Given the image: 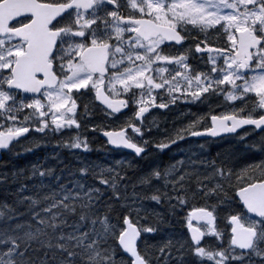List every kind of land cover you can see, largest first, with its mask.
<instances>
[{"label":"snow or ice","instance_id":"6c2138e0","mask_svg":"<svg viewBox=\"0 0 264 264\" xmlns=\"http://www.w3.org/2000/svg\"><path fill=\"white\" fill-rule=\"evenodd\" d=\"M191 43L196 54L207 53L205 70L189 63L192 48L184 46ZM89 94L108 117L135 108L119 126L91 131L152 162L145 168L121 159L97 172L91 162L77 159L73 169L53 155L0 173L12 198L0 201V264H264V135L245 146L261 158L243 167L222 153L205 155L204 145L167 163L147 155L191 138L223 139L245 126L252 131L241 142L264 134V0H0V150L35 133L25 149L33 152L49 146L50 134L75 129L52 147L91 152L79 132L80 108L90 111L79 101ZM213 95L240 107L190 113L189 123L166 129L161 139L149 135L150 109ZM198 197L206 203L187 213L190 238L168 236L140 249L142 233L160 231L142 223L145 202L176 214ZM233 204L221 229L214 213ZM206 235L220 243L202 246Z\"/></svg>","mask_w":264,"mask_h":264},{"label":"rangeland","instance_id":"374dc122","mask_svg":"<svg viewBox=\"0 0 264 264\" xmlns=\"http://www.w3.org/2000/svg\"><path fill=\"white\" fill-rule=\"evenodd\" d=\"M213 33V32H212ZM210 33V34H212ZM213 36H217L216 33H214L213 35H211L210 37ZM209 37V39H210ZM185 48L191 47L192 48V55L195 56L193 54L194 51V46L192 44H185L184 46ZM206 57H204L205 59ZM193 65V64H192ZM197 68V70H205V62L203 63V65H201L200 62L197 63L196 66H194ZM198 104H200V107L198 108V110L196 112H190L188 111L186 108H184V106L182 104H176L174 106H172L170 108V110L167 112V115L169 116V118L171 119V123L170 126L174 129V128H179L184 124H187L190 122V120L192 119V116L189 115L191 114H203V113H207L209 112L210 109H215L216 112H221V111H227V110H231L230 105L234 104L236 107H240L239 102H229L226 101L223 95H220L219 97H216L215 99H211L210 98V102L209 99H206L204 101L198 102ZM90 115V112H88ZM80 118L84 120V125L88 126L89 129H91L93 127V125L99 127L101 125V117H99L98 119H94L91 117H86V115L84 113H82L80 115ZM169 118L163 117V118H159L160 123L162 125V127H164L166 125V121H168ZM162 132L158 133L157 135L155 134V136H158V139L162 138V133L164 132V128H162ZM90 131V130H89ZM252 131L251 129H243L242 131H240L237 135L234 136H229V137H224L223 139H219L216 141H211L208 145L204 146L203 149V153L209 151L210 149H212V146H216V151L217 153H222L224 155H222V159L230 156L231 160H236L239 161V167H243L245 163H251L253 161H258L261 158V155L257 154L256 152H252V151H248L246 149V145L251 144L253 141H256L258 139H260V136H256L255 134L248 136L246 139H244L242 142L240 141V137L244 136L245 133ZM93 132V131H91ZM97 132V131H94ZM70 132L68 131H64L62 134H59L61 136H67L69 135ZM264 135V134H262ZM36 136L35 133H33L30 137L25 138L24 140H22L21 142H19L18 144H16L15 146H21V145H32L31 141L33 139V137ZM196 144L194 143H187L186 145L182 146L181 149H177L176 152L178 153L180 150H184V152L186 153L189 149H191L193 152H199L198 149H195ZM212 145V146H211ZM150 156H152V159L154 161H158V156L156 154H154V152H152L151 154H149ZM180 159L183 158L182 155H179ZM111 161H114V165H110L107 164L106 162L103 161H99L98 159L91 162L93 165H97L98 167L95 168V170L98 172L100 170L101 167H108V166H112V167H117L115 164V161L121 160V159H125L128 160L129 158L127 156H112ZM145 162V166L147 168L148 164L151 163L152 161H149L146 159ZM56 161V160H55ZM53 162V161H52ZM141 165L143 167H145L143 165V162L141 163ZM15 167H19L17 165L13 166ZM20 168H25L23 166H20L18 169ZM239 170V168L237 169ZM130 175H133V173H129ZM132 189L129 188V194L131 193ZM137 191H141L140 188H137ZM107 198V197H105ZM205 200L201 199V198H197L195 200H189V203L186 207L183 208V210H178V212L176 214H171V210L170 208L166 205V204H161V205H157L155 202H145V208L148 210V219L143 221L142 223L144 224L145 227L147 226H158L160 228V231L157 233H142V238L139 241V246H142V248H144L145 244L147 245H152V244H156L159 243L160 241H162L163 239H165L168 236H176V237H184L187 238L186 236V228H187V221H186V217H187V213L192 210V208L197 207L199 204L205 206ZM216 203L215 199H210L207 201V204L211 205ZM234 205H225L224 208L219 210L218 215L221 217L220 220V224L222 223L224 225L225 221H224V216L226 215V213L228 212V210L230 208H234ZM158 214V215H157ZM141 216H144L145 213L141 212L140 213ZM135 217V213H133V218ZM122 219V217H121ZM163 219V223H159V221ZM216 240L213 238V236L207 235L205 238V242L203 243L202 246H213L216 242ZM237 254H239V252L237 251Z\"/></svg>","mask_w":264,"mask_h":264},{"label":"flooded vegetation","instance_id":"af4514ba","mask_svg":"<svg viewBox=\"0 0 264 264\" xmlns=\"http://www.w3.org/2000/svg\"><path fill=\"white\" fill-rule=\"evenodd\" d=\"M214 33H216V32L213 31L212 34H209V37H210L211 35H213ZM209 40L214 42V41L216 40V36L211 37ZM191 44H192V45L194 46V48H195V44H194V43H191ZM165 51H167V49H165ZM193 54H194L195 56L191 55L190 60H189V63H190V64H193V66H196L198 62H200L201 65H203V63L207 61V53H205V54L203 55V57H201L199 54H196L194 51H193ZM204 57H206V58L204 59ZM177 70H178V69H177ZM158 102H159V101H158ZM79 103H80L81 105L87 104L90 108L100 107L101 110L103 109V106H102V105H99V104H98V101H94V98H93V96H92L91 94L82 97V98L80 99ZM173 106H174V105H173ZM171 107H172V106H170L169 109H167V110H162V109H150V111H149L148 113H146V114H145V117H144V125H145V127H146L147 129H151V130L154 129V122H155L154 120H155V116H156V115H159L160 113H162V112H164V111H169ZM81 111L84 112V109H81ZM134 111H135V108H134V107H133V108L126 109V110L123 112V114H118L115 118L108 117V116H106V115L104 114V112H103V114H99L100 117H101V125H102V124H105V125H111V126H119V125L121 124V122L124 121V120L126 119V117L129 116V115H131ZM90 112H91L94 116H95L96 114H98V110H93V111H90ZM91 113H90V116H91ZM118 117H120L121 120H118V119H117ZM149 125H150V126H149ZM149 127H150V128H149ZM168 129L173 130L172 127H168ZM89 130L91 131V129H89ZM79 132L82 133L83 135H85V136L88 138V140H90V138H91L92 135H93L91 132H86V128H85V129H82V130H79ZM98 132H99V131H98ZM129 134H131V133H129ZM149 135H150V134H149ZM148 138H149V136H145V139H148ZM97 140H98L100 146L102 147V149L105 147V149H106L108 152H115V151H113V150H109V149H108V147H107V142L105 141V139L100 138L99 136H97ZM52 143H53V142H52ZM151 153H152V150H151V148H150V150H149V154H151Z\"/></svg>","mask_w":264,"mask_h":264},{"label":"trees","instance_id":"16d2710c","mask_svg":"<svg viewBox=\"0 0 264 264\" xmlns=\"http://www.w3.org/2000/svg\"><path fill=\"white\" fill-rule=\"evenodd\" d=\"M38 156V153H36L35 155H31L30 159H36V157ZM16 161H20L19 158H17ZM10 164H13V161L11 160H7L6 156H3L2 159L0 160V165H6V167L0 166V173H10L13 170H15V168L17 167H11ZM15 164H17V166H19V163L16 162ZM9 190V185L8 184H0V201H4L5 199L11 201V197L6 196V191Z\"/></svg>","mask_w":264,"mask_h":264}]
</instances>
